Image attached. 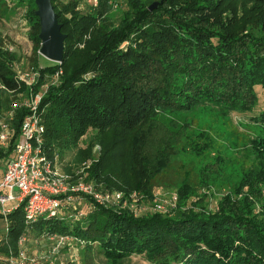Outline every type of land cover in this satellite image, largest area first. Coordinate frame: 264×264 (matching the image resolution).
Returning a JSON list of instances; mask_svg holds the SVG:
<instances>
[{
	"label": "trees",
	"instance_id": "trees-1",
	"mask_svg": "<svg viewBox=\"0 0 264 264\" xmlns=\"http://www.w3.org/2000/svg\"><path fill=\"white\" fill-rule=\"evenodd\" d=\"M87 1L93 0H52L66 35L63 61L42 67L35 0H0L6 11L24 9L33 46L30 68L38 74L31 88L18 78L17 56L5 49L0 34V117L19 94L36 95L59 74L38 107L48 157H58L60 163L77 152L78 160L91 162L85 169L87 180L124 193L128 202L132 194L139 201L154 200L155 188L165 185L182 147L180 140L189 135L184 129L183 138L176 137L185 125L167 127L164 117L206 103L242 114L256 108L257 88L264 90V0H165L153 12V0H130L117 22L106 19L112 0H97L102 11L93 3L82 11L80 5ZM27 114L26 108L15 110V139ZM249 121L263 133L250 139L256 167L244 174L264 182V109ZM158 124L169 132L152 148ZM90 131L95 134L81 148ZM190 141L194 144L181 152L212 151L205 139ZM14 142L7 150L0 147V162L13 153ZM95 146L101 148L98 157L93 155ZM191 193L184 182L171 211L144 216L122 204H93L81 218L73 213L41 216L26 224L21 207L7 216V231H0V255L15 254L22 237L59 235L83 242L84 264H93L94 256L110 264L132 256H143L150 264H264V219L257 221L253 201L232 191L233 202L227 193L217 210L209 212L190 202Z\"/></svg>",
	"mask_w": 264,
	"mask_h": 264
},
{
	"label": "rangeland",
	"instance_id": "rangeland-1",
	"mask_svg": "<svg viewBox=\"0 0 264 264\" xmlns=\"http://www.w3.org/2000/svg\"><path fill=\"white\" fill-rule=\"evenodd\" d=\"M126 2L130 0H112V6L107 8L106 19L109 22H117L121 15L127 10ZM93 3L98 10L100 9L97 0L83 2L80 5L82 11H86L89 4ZM165 0H153L151 6L156 9L164 4ZM11 6V3L8 5ZM149 7V8H150ZM106 7L104 8V10ZM154 9V10H156ZM150 10V9H149ZM153 10V11H154ZM3 6L0 8V34L4 42L5 49L13 52L17 56L16 63L20 67L15 66V72H24L30 68V56L32 53V43L28 38L29 27L24 20V9L6 11ZM151 11V10H150ZM151 11V12H153ZM5 12V13H4ZM39 63L42 67L52 66L54 62L40 56ZM178 85H182L181 79ZM259 89V90H258ZM258 90V103L251 113H238L231 111L226 107L202 104L192 111L181 112L164 117L161 121L164 124H175L181 128V132L176 134L179 138L183 134L184 129L187 130L186 139L180 140L183 146H190V143L199 138L205 139L206 145L212 151L201 155L188 154L181 152L182 147L176 151V158L172 160L171 168L165 178L163 187L155 188L154 200H140L134 202V209L137 216L156 211L157 206H161V211L166 213L171 211L178 202V188L187 182L191 188L190 202H198V204L206 208V211L215 212L218 204H222L223 196L229 193L232 202L235 196H231V192L238 191L245 194L249 200L255 204L254 216L257 221L264 219V182L244 173L255 166V162L250 158L249 142L252 137L262 135V129L259 125L252 124L249 118L258 111L264 109V90L260 87ZM158 124L157 130L153 133L150 146L153 148L159 140L168 135V128ZM172 128V126H170ZM95 134L90 131L86 137L80 142L81 148L87 147V142L91 136ZM173 135V134H170ZM189 137V138H188ZM167 138V137H166ZM188 141L186 142V140ZM159 144V143H158ZM99 148V149H98ZM100 146H95L93 155L100 151ZM176 150V148H175ZM89 161V159H87ZM77 158V152L68 153L63 160L58 162V169L62 172H77L79 169L85 168L88 161ZM5 162H0V172L3 171ZM206 169V172H200V169ZM216 172V173H215ZM254 189L256 193L250 191ZM176 198V199H175ZM137 201V200H136ZM260 203H259V202ZM190 204H186L188 208ZM80 210L87 211L86 206H79ZM133 209V210H134ZM4 225L0 222V231H3ZM24 249L30 259L43 264H84L83 255L85 254L83 246H79L76 242H69L59 245L56 240L49 238H40L37 240L27 239ZM93 264H110L103 257H95ZM120 264H150L143 256H132L125 259Z\"/></svg>",
	"mask_w": 264,
	"mask_h": 264
},
{
	"label": "built area",
	"instance_id": "built-area-1",
	"mask_svg": "<svg viewBox=\"0 0 264 264\" xmlns=\"http://www.w3.org/2000/svg\"><path fill=\"white\" fill-rule=\"evenodd\" d=\"M15 66L20 67L15 63L14 70ZM17 76L29 88L38 79V74L31 68L17 72ZM58 80L59 74L49 84H57ZM49 84L42 85L41 91L36 95L19 94L11 110L0 117V147L7 150L15 140L13 153L5 160L0 177V222L4 225L3 230L7 231L8 228L7 216L21 207L25 213L26 224H31L41 216L55 218L73 213L76 218H81L85 212L78 207L83 205L92 209L93 204L108 207L122 204L124 207L129 206L136 215L133 208V203L139 201L136 194H132L131 202H128L124 193L106 190L101 184L87 180L85 169L90 167V161L85 168L68 173L58 169V157L52 160L46 154L43 147L45 127L38 114V107ZM18 108L28 109L29 114L24 118L19 136L15 139L13 121ZM156 208L154 212L164 213L161 206ZM47 238L56 240L59 245L72 241L83 246L82 241L73 237L52 235ZM26 241V237L19 240L15 254L10 251L7 258L0 255V264H43L27 256L24 249Z\"/></svg>",
	"mask_w": 264,
	"mask_h": 264
},
{
	"label": "water",
	"instance_id": "water-1",
	"mask_svg": "<svg viewBox=\"0 0 264 264\" xmlns=\"http://www.w3.org/2000/svg\"><path fill=\"white\" fill-rule=\"evenodd\" d=\"M35 2L37 5L36 15L40 19L41 49L39 54L60 64L63 61L66 35L62 33L52 0H35ZM149 9L153 11L156 6H151Z\"/></svg>",
	"mask_w": 264,
	"mask_h": 264
},
{
	"label": "bare ground",
	"instance_id": "bare-ground-1",
	"mask_svg": "<svg viewBox=\"0 0 264 264\" xmlns=\"http://www.w3.org/2000/svg\"><path fill=\"white\" fill-rule=\"evenodd\" d=\"M45 59H47V60H49V61H51L50 59H48V58H46L45 56H43ZM51 62H53V61H51Z\"/></svg>",
	"mask_w": 264,
	"mask_h": 264
}]
</instances>
